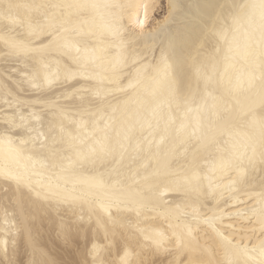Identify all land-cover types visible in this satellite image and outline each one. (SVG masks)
Here are the masks:
<instances>
[{"label":"snow or ice","instance_id":"6c2138e0","mask_svg":"<svg viewBox=\"0 0 264 264\" xmlns=\"http://www.w3.org/2000/svg\"><path fill=\"white\" fill-rule=\"evenodd\" d=\"M0 264H264V0H0Z\"/></svg>","mask_w":264,"mask_h":264}]
</instances>
